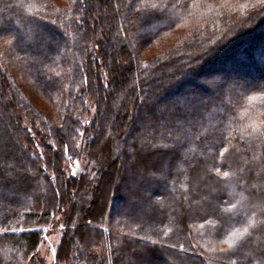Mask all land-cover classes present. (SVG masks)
Segmentation results:
<instances>
[{
  "label": "trees",
  "instance_id": "16d2710c",
  "mask_svg": "<svg viewBox=\"0 0 264 264\" xmlns=\"http://www.w3.org/2000/svg\"><path fill=\"white\" fill-rule=\"evenodd\" d=\"M263 41L264 0H0V264L58 223L52 264H264V226L219 251L264 219Z\"/></svg>",
  "mask_w": 264,
  "mask_h": 264
},
{
  "label": "rangeland",
  "instance_id": "374dc122",
  "mask_svg": "<svg viewBox=\"0 0 264 264\" xmlns=\"http://www.w3.org/2000/svg\"><path fill=\"white\" fill-rule=\"evenodd\" d=\"M263 44H264V41H263ZM119 58H121V57L119 56ZM261 60H262L261 63H263V67H264V57ZM115 61H116V57H115ZM5 62H8V61H5ZM3 65L6 66L9 70L11 69L6 63H3ZM226 66H227V64H226ZM97 67H98V69H101V70H107L110 68L108 63L107 64L106 63L98 64ZM220 67L224 68L223 65H220ZM234 69H236V68L232 67L230 70L235 71ZM197 79H198V81L202 82L203 84H205L206 86H208L212 89L218 87L219 85H222V83H223V80L221 78L219 79L218 76H215L214 74H212L209 77L200 76ZM14 80L20 87L23 88V90L25 89L24 93L26 91V92H29L30 94H32L34 96V98L39 101V104H45L46 107L51 106V105H49V103H51V101H49V98L48 97L46 98L45 97L46 95L42 94L41 91L38 90V87L36 86V84L33 83L32 79L29 78V76L27 74H25L23 72L20 74V73H18V71H16V73L14 74ZM194 88H195V86L193 84L187 86L183 91V95L189 94V92L194 90ZM191 93H193V92H191ZM194 95H195L194 98H196V99L200 98V93H199V95H196V94H194ZM26 96L29 97V95L27 93H26ZM106 96H107V99H109V93H106ZM85 97L88 98L87 102H88V106L91 108V112L88 114L87 113H80V115H78V116L81 117L82 120H84V119L89 120L91 118L90 114L92 112L93 113L95 112L94 108L96 107L97 100L94 99V97H89L87 95H85ZM63 106L64 105H62L61 107H63ZM100 106H101V102L100 103L98 102V107H100ZM61 115H62V113L60 114V116ZM86 116H87V118H86ZM51 118L53 121L60 120L59 117H57V118L51 117ZM135 125H136V123H134V126ZM87 164H88V161L84 157H81V158L77 157L75 159V161L72 162V164L69 168L70 169L69 171H71L75 174H80L86 170ZM125 165H126L125 161L122 160L121 165H120L121 166L120 176L123 173L122 171H123V168L125 167ZM119 182L123 185L126 184L124 181H119ZM123 193L125 195H127L126 189H124ZM76 196H77V194H76ZM62 202L64 203V199H62ZM63 228H64L63 224L58 223L54 228L46 227L44 229V231H45L44 235L45 236L43 237L39 251L41 252V256H44L47 259L48 264H52V262L54 261L56 252L58 250V246L60 245L61 240H62V229Z\"/></svg>",
  "mask_w": 264,
  "mask_h": 264
},
{
  "label": "snow or ice",
  "instance_id": "6c2138e0",
  "mask_svg": "<svg viewBox=\"0 0 264 264\" xmlns=\"http://www.w3.org/2000/svg\"><path fill=\"white\" fill-rule=\"evenodd\" d=\"M177 6H179V5H177ZM184 6L187 7L186 4ZM159 7H160V5L154 4V3L153 4H147V3L145 4V8L146 9H153V10H155V9H159ZM251 99L254 100V99H256V97L253 96V97H251ZM252 125H253L252 128L254 130H258L257 129V126L255 124H252ZM224 151L226 152L227 149H225ZM223 154L224 153L221 152V155H223ZM215 171L217 173H219L220 172V169L219 168H216ZM222 175L224 177H229L230 174H229L228 171H224L222 173ZM235 208H236V204H233V203L228 202L227 203V206L222 207L220 209V212H221V214L228 213V212H231ZM260 214H261L262 217H264V204H262L260 206ZM256 216H257V212L256 211H253L251 213V216L248 218L247 223H245L242 227L236 228L234 231H231L230 233H228L227 236H226V238L222 241L226 245V247L225 248H220L219 251L221 253H226V252L234 251L235 247L237 246V242L238 241H240V240L246 238V236H250L252 234L250 232V228L264 226V219H261V221L258 224V222L256 220ZM204 219H205V221L207 223L220 224L219 219H217L216 221L211 220L209 217H205ZM201 226L203 227V225H201ZM220 226L222 227V224ZM217 232L219 234L220 228L217 229Z\"/></svg>",
  "mask_w": 264,
  "mask_h": 264
},
{
  "label": "clouds",
  "instance_id": "9594fccd",
  "mask_svg": "<svg viewBox=\"0 0 264 264\" xmlns=\"http://www.w3.org/2000/svg\"><path fill=\"white\" fill-rule=\"evenodd\" d=\"M253 125H250V127H252Z\"/></svg>",
  "mask_w": 264,
  "mask_h": 264
}]
</instances>
